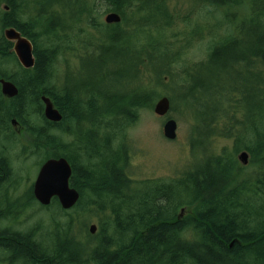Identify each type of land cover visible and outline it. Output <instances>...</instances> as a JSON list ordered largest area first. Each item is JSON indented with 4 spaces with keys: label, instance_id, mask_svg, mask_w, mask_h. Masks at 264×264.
Wrapping results in <instances>:
<instances>
[{
    "label": "trees",
    "instance_id": "16d2710c",
    "mask_svg": "<svg viewBox=\"0 0 264 264\" xmlns=\"http://www.w3.org/2000/svg\"><path fill=\"white\" fill-rule=\"evenodd\" d=\"M104 1L114 11L122 14L127 12V10L123 11L124 13L121 12L124 6H135V4L137 6L140 3V0H130V2L129 0ZM50 2L53 1L23 0L19 13H25V7L38 3L43 6V11L54 17L55 10L51 7ZM9 4L10 0H0V7L3 5L9 6ZM199 4L214 8V11H211V17L215 16L216 13L223 15V19L215 21L212 29H224L225 33L211 45L204 63L194 65L191 69L186 70L184 81L190 83L188 78L193 72H201L203 69L207 72L212 69L219 70V75L218 73L215 75V78L217 77L216 81L223 82L227 87L224 92L221 91L219 96L214 97L213 101L216 105V101L225 99L226 105L221 109L223 114L218 119L214 117L212 123L208 120V116L201 118V122L207 125L208 136L212 140L217 136V128H219L221 120H227L229 125L234 123L232 126L230 125V129H226L224 134H219L228 139L234 138L236 153L243 152V150L248 152L252 157V162L258 165L257 172L255 176L245 177L240 169L239 171L235 170L237 161L207 155L205 161L209 170L207 169L203 173L188 171L177 181L156 182L155 185H147L145 189L135 192V195L131 194L134 199H127L126 209L128 214L122 220L113 214V211L117 209V198L108 194L104 195L95 190L93 194L101 200L103 199L106 204L105 208L101 210L103 212L111 210L113 214V223H107L106 225H113L115 228L114 235L103 233L98 238V241L102 242V248H98V255L95 253L94 256L98 264H120V258L117 254L108 255L105 252L109 245H118L119 242L125 241L126 237L129 238L126 233L128 229L133 233L130 236V246L132 247L126 251L134 252L135 247L138 252L133 253L123 264H145L142 262L143 259L149 257L153 250L160 254L161 250L165 252L173 246H175L176 252L172 260L176 264L182 263L185 259L193 260V264H202L204 260L211 262V264H236L238 261H233L234 259H230V257L239 256L238 253H242L243 256L241 257L246 261H249L251 255H255L258 264H264V0H199ZM162 6L166 9V11L164 10L165 13L162 14H166L165 18H168V21L164 24L161 22V17L148 21L150 25L155 27V32L172 26L169 4H162ZM43 11L41 10L42 13H44ZM161 12L160 7H157L153 15H159ZM140 14V8L137 6L134 16L138 18ZM26 15L27 13L23 17H14L13 13L10 14L0 9V44L2 45L0 56L4 58V62L0 65V79L4 78L13 82L19 89L18 97L7 99L2 95L0 85V127L1 124L3 125L2 128L7 126L8 133L5 140L12 147L13 144L17 143L18 136L12 130L10 124L12 120H16L22 129L21 135L29 140L30 155L43 156L45 153V162L49 158H57L59 154L54 152L51 147L52 144H41V133L47 127L53 128L55 125L46 120L44 116L45 106L39 94L49 96L55 107H59L56 94L52 92L51 88L54 81L53 73L59 58H67V52L70 50L68 44L71 37L69 35L64 36L65 45L64 47L59 46L57 41L61 37H57V33H60V26L48 17L46 18L47 22L43 24L39 20ZM92 26L100 28L105 27V24L97 23ZM9 27L17 28L24 36L35 43L34 54L37 64L34 69L25 70L22 68L16 56L9 52L13 44L7 42L3 36V32ZM107 28L109 29L108 37L114 32L122 31L121 25ZM247 29H252L253 32L259 34V39H253L250 44L243 41L242 37ZM142 33H147L148 39L141 41L136 38L134 41V37L129 38L130 42L126 47L127 53L125 56L122 55L123 59H129L134 64L135 71L138 70L140 82L143 84L151 81L163 82V76L172 78L170 70L180 60L178 55L174 57L171 50H169L170 48L162 44L161 33H158V37H154V30ZM203 33V29L197 28L192 38L200 37ZM33 34L38 36L39 41L32 37ZM114 40L118 42L116 37H114ZM191 41V39L188 40L189 43ZM5 67H8L9 70ZM145 70H152V80L146 77ZM243 70L245 72L252 71L253 79L257 80L256 82L255 80H249L253 92H248L247 96L244 89L238 87V84L246 83L245 77L240 73ZM209 88L207 87V90ZM65 91L64 103L69 100L67 95L69 89ZM140 91L139 94H132L119 102L114 100L110 103L108 114L103 116V121L109 129L108 136L112 137L113 132L117 130L120 132L126 131L138 121L141 111L153 109L154 103L161 97L158 92H148L145 89H140ZM89 94L92 96L91 93ZM238 94L242 97L240 102H238ZM238 105H240L239 108H237ZM245 105L250 106L246 108ZM34 108H37V110L34 111ZM65 112L67 111L65 110ZM237 115H240V121L237 120ZM105 118H108V122ZM62 139L67 143L66 145L73 146L75 144L69 143L64 137ZM126 141V137L123 138V149H125ZM118 155H120L122 161L124 159L127 163L128 160L123 152H118ZM0 156L7 163L9 171L13 172L11 161L1 154ZM1 170L7 172L8 169L0 160ZM115 170L113 168L110 177L104 183L102 182L100 186L102 188L96 187L94 183L89 185L93 189L101 190L117 188L122 175L120 171ZM79 176L80 174L75 172L73 168L71 186L79 190L84 198L89 197L85 196L79 187V183L83 181L82 177ZM130 181V187L127 184L124 191L133 193L132 186L136 183ZM28 197L29 200L24 207L31 208L33 205L39 204L35 200L33 189L29 191ZM92 203V201H89L87 205L90 206L78 205L74 209L79 208L86 211L89 209L88 207H92ZM55 208L59 210L61 216L67 218L66 223H58V220L53 222L56 229L49 234V242L51 243V240H53L57 243L55 255H48L44 259V252L46 251L39 247V244L30 241L36 238V234L21 233L5 224V222H8V218H13L14 212L7 214L0 212L1 249L5 252L9 251L14 258L24 264H65L70 258L68 252L62 249V240L66 241L68 239L69 242L67 243L71 248H82L78 237H75V233L71 234L78 219L69 213L70 211H64L58 199H54L48 209H43L50 211ZM180 208L187 209L188 214L185 217L179 214L182 219L179 220L178 217H174L173 222H169V217L171 218L173 213L178 212ZM138 224L145 227L146 232L142 237L135 232ZM124 228H127V230H123ZM189 234H194L195 240L187 239ZM139 238L142 242L137 247L134 242ZM148 239H152L150 241L153 245L149 244ZM236 239L239 242H234V250L230 251L225 247L221 249L225 254L230 253L228 261L219 262L220 252L216 253L214 245L224 246V241L228 245ZM93 248L88 244L83 249L92 250ZM159 254L157 258H159ZM49 256H53L52 260ZM54 256H58L60 260L55 262Z\"/></svg>",
    "mask_w": 264,
    "mask_h": 264
},
{
    "label": "bare ground",
    "instance_id": "6f19581e",
    "mask_svg": "<svg viewBox=\"0 0 264 264\" xmlns=\"http://www.w3.org/2000/svg\"><path fill=\"white\" fill-rule=\"evenodd\" d=\"M46 1V0H45ZM47 1H53L50 2L51 7L55 10L54 17H52L47 12L43 11L41 5L38 3L33 4L31 7H25L24 12L27 13L29 17H32L35 20H39L43 24L47 22V17L49 19H52L56 25L60 26V33H57V37H61L58 39L57 44L59 46L64 47L65 40L63 39L64 36H72V34L77 39L78 42L80 40V37L82 35H86L88 38H94L96 35L102 34V41L99 43H88L84 48L88 51L87 55L82 54L83 56H80V52L76 50L74 47H72V44H68V47L70 50L67 52V55L70 56L72 59L76 60L78 59V67L76 70L70 71L68 67V64L70 60H58L56 63V67L54 69L53 78L54 81L52 82V92L56 94V97L58 99L59 105L63 107L64 110H66V124L62 128H56V127H47L45 131H43L40 135L41 138V144L43 145H51L52 149H54V152L56 154H59L57 158H49L50 159H65L67 160L71 167L74 168L75 172L80 174L79 177H82L83 181L79 183V187L82 190V192L85 194V196L89 197H83L79 190H77L80 193V199L78 201L79 205L83 206H90L87 205L89 201H92V207H88L89 209H97L101 212H103L106 204L95 196V190L98 192H101L102 194H108L109 196H115L118 201V205L116 206V211H113V214L115 216H118L120 220L125 218L127 216V209L126 205L128 204V200L134 199L131 195V192L124 191V188L128 184L129 187L131 185V179L129 177V174L127 172V163H125V160L120 158V155H118V152H123V144L122 139L116 134V131L113 132V136H108L109 129L106 123H104L103 116L105 114H108L110 110V103L112 101H121L126 96H130L132 94H139L141 91L140 89H145L148 92H158L161 95V97L156 101L155 105L158 103V101L162 98H169L171 101V111L169 115L174 111L176 113V110L172 108V100L174 97H178L183 102H186L188 99H195L196 95L202 96L203 94L206 95L207 102H212L214 100V97H210V94L208 93L207 87L205 83H195L191 84V79L194 75L197 73H192V75L188 78V82L183 85V88H180L176 82L175 79L172 80L171 83H164L163 82H156L151 81L147 82L145 84L140 82V74L137 73L138 70L135 71V66L133 63L130 62L129 59L125 60L123 59L125 54L127 53L126 47L128 46V43L130 42L129 38L131 39L134 37V41L137 38L135 35L140 34L144 31L152 30L154 29L153 25H150V22H140L138 18L134 16V12L136 13V7L140 8L141 14H145L149 11H156L157 7H160V10H162L161 13H159V16L161 17L163 23H167L168 18L166 17V14L164 10L166 11L165 7L162 6V4H169V0H140V3L136 6H124L121 9V12L124 14L114 11L112 8L109 7L108 3L104 0H69V3L71 4V10H72V17L68 20L63 19L62 17V9L64 8V5L62 0H47ZM130 2V0H129ZM23 4V0H10L9 6H5V11L8 13H13L14 17L18 16H25V13H19V9H21V6ZM95 4V5H94ZM96 4H104L108 8L105 12V23L100 20L99 13L97 11ZM130 5V4H129ZM126 7V8H125ZM130 9V10H128ZM41 10L44 12L42 13ZM170 13V10H169ZM149 14V13H148ZM171 14V13H170ZM26 15V16H27ZM110 15H118L121 17V22L117 24H108L106 22L107 17ZM150 15V14H149ZM95 18L93 20V18ZM105 24V27L95 28L92 25L93 24ZM117 25H121L122 31L120 32H114L109 37V29L107 27H114ZM127 27L125 28V26ZM84 27H87L85 30ZM15 29L18 32L21 33L20 30H18L15 27H9L7 29ZM92 31V32H91ZM3 36L5 40L9 43H12L7 40L5 36V31L3 32ZM112 36V37H111ZM26 37V36H25ZM32 37H35L39 41L38 36L36 34H33ZM114 37L118 39V42L114 40ZM259 34L252 31V29H247L244 32V35L242 37V40L246 43H252L253 39L258 40ZM29 39L28 37H26ZM113 38V39H112ZM148 39V37H147ZM147 39H144L143 41H146ZM30 40V39H29ZM34 47V53H35V43L30 40ZM12 48L9 49L10 53L14 52V43H12ZM2 45L0 44V48ZM35 55V54H34ZM87 56V57H86ZM84 57V58H83ZM86 57V58H85ZM61 58V57H60ZM59 58V59H60ZM36 59V58H35ZM88 59L91 65L94 67L95 65H99L101 68L104 69V72L102 74L96 73L94 70L87 71L86 75L83 71L82 60ZM131 59V57H130ZM114 61H118L119 67L115 70L108 68V65L111 64V62L114 63ZM4 62V58L0 56V65ZM65 65V70L60 69V64ZM37 64V60H36ZM62 64V65H63ZM61 65V66H62ZM36 67V66H35ZM91 72V73H90ZM99 76V77H98ZM98 77V78H96ZM85 79V83L82 85L78 84V79ZM88 78L94 79L93 81H89ZM4 79V78H1ZM0 79V80H1ZM255 80V79H253ZM257 80H255L256 82ZM117 83V84H116ZM128 83L130 84L128 86ZM257 85V84H256ZM45 88V87H44ZM140 88V89H139ZM67 95L69 96V100H66V103H64L63 98L65 97V90H68ZM251 93L253 92V89L246 88L245 90ZM92 94V96L89 93ZM41 101L43 102V97L52 99L43 94H39ZM111 97V98H110ZM242 99L241 95L238 94V102ZM66 104V105H65ZM67 105H72L67 106ZM205 105V113L202 114L201 118L204 116H208V120L212 123L214 117L216 119L220 118L223 114L222 108H219L221 105H226L225 99L216 101V105L214 102H212L210 105L208 103H204ZM218 105V106H217ZM45 106V105H44ZM250 105H245L244 107L248 108ZM240 105H238L237 108H239ZM45 109V108H44ZM37 108H34V111H36ZM154 110V108H153ZM155 114V113H154ZM156 115V114H155ZM169 115L167 117H159L166 119V122L171 119L169 118ZM165 122V123H166ZM11 128L13 131L16 132L14 126H13V120L11 121ZM3 125L1 124L0 127V149L2 148L3 144H8L5 140L7 137V126L2 128ZM60 132V133H59ZM58 134H63L65 140H69V143H75L73 146L66 145L67 143L61 138V136H58ZM102 133L104 136H102ZM65 142V143H64ZM51 149L50 147H48ZM207 152V151H206ZM1 163H3L6 168L8 169V174L3 176V173H6L4 171H0V212L2 214L11 213L13 210L11 206L5 201L7 187H9L14 179V175L11 171H9L7 163L2 159L0 156ZM47 160V161H48ZM239 161V160H238ZM46 162V161H45ZM240 162V161H239ZM244 166V165H243ZM72 168V170H73ZM115 168L116 170L121 172L120 180L118 182L117 188H110V189H93L89 184L94 183L96 187H100L102 182L104 183L108 177H110V174L112 172V169ZM115 170V171H116ZM12 173V174H11ZM73 176V174H72ZM85 184H84V183ZM88 184V185H87ZM75 189V188H74ZM107 190V191H106ZM129 190V189H128ZM34 195V194H33ZM92 199H91V198ZM128 199V200H127ZM52 205V203H51ZM50 205V206H51ZM50 206L43 207V208H49ZM45 209V210H47ZM111 211V210H110ZM176 212V210H174ZM112 213V211H111ZM178 212L173 213L172 217L168 219L169 222H173L172 219L175 217L180 220L182 217V209L181 214L179 215ZM123 230H127V228H124ZM13 232V231H10ZM138 236H144L145 234V227L138 224L137 229L135 231ZM127 235L125 241L119 242V244H112L111 246H108V249L105 253L109 254H117L120 264H123L125 260L128 259V257L132 256L133 253L138 252L137 248L134 247V252L126 251L130 247V236L133 235L131 230L126 231ZM152 240V239H150ZM148 239L149 244L153 245L152 241ZM32 243L35 242V244H39V247L43 248L46 252H44V259L48 257V255H55V247L57 243L53 240L50 244H46V241H43L42 238H35L30 240ZM155 241V240H153ZM69 240L62 242V249L69 254L70 260H67L65 264H98L95 259V253L97 254V249L101 247L100 241L96 243V246L94 247L95 250L93 251L90 249H74L71 248L68 243ZM142 241L140 238L135 241L134 243L138 245ZM234 242H239L238 239L232 241L230 244L226 245L227 242L224 241V246L221 245H214L216 249V253L221 256L220 261L227 260L229 258L230 253H223L221 249L223 247L227 248L228 250H234ZM222 244V243H221ZM178 246V245H177ZM102 248V247H101ZM175 246L171 247L170 250H166L165 252L162 250L160 251L159 258L157 252L153 250V253L143 259V263L145 264H176L173 262V255L175 254ZM180 255V252L178 253ZM239 256L235 255L233 258L230 257V259H234L233 261H238L236 264H258V259H256L255 255H251L249 261L243 260V254L238 253ZM53 256H49L52 260ZM54 256V261L57 262L60 260V258L57 256ZM209 259V257L207 256ZM0 260L2 262H6L8 264H18V259L14 258L10 252H5L0 247ZM53 261V262H54ZM16 262V263H15ZM193 260H187L183 261L179 264H193ZM202 264H211V262L204 260ZM228 264V263H224Z\"/></svg>",
    "mask_w": 264,
    "mask_h": 264
},
{
    "label": "rangeland",
    "instance_id": "374dc122",
    "mask_svg": "<svg viewBox=\"0 0 264 264\" xmlns=\"http://www.w3.org/2000/svg\"><path fill=\"white\" fill-rule=\"evenodd\" d=\"M169 1V10L172 15V26L159 32H155V27L152 30H154V37H158V33H161L162 44L170 48L169 50H171L174 57L178 55V59H180L170 70L172 78L163 76L164 83H171L172 80L175 79L178 86L184 90L183 85L185 84L186 70L191 69L194 65L204 63L207 59L211 45L225 33L224 29H212L215 21L223 19V15L216 13L214 14L215 16L211 17V11H214V8L199 4V0ZM62 2L65 4L64 8H60L63 11L62 17L63 19L68 20L72 17V6L69 3V0H62ZM96 7L100 20L104 22L105 12L108 7L104 4H96ZM0 9L1 11H4L5 6H1ZM153 12L154 11H149L145 14H140L138 20L140 22H145L153 21L155 18L159 19V17H155L159 15H153ZM126 27L127 25L125 28ZM197 28L203 29L204 33L200 37L192 38V35ZM84 29L86 30L87 27H84ZM145 32H147V30ZM146 34L147 33H140L139 35H136V37L142 41L147 39L148 36ZM101 36L102 34H99L90 39L84 34L77 42V39L72 34V36H70V44H72V47L75 49H78L80 56H83L82 54L87 55L88 51L85 50L84 47L88 43H99L102 41ZM189 39L192 40L190 43L188 42ZM59 60H70L68 64L70 71L76 70L78 67L79 60H74L68 55L67 58L61 57ZM81 62V67L83 68L85 75L88 70H94L99 75L104 72V69H100L101 67L99 65L93 67L88 59L82 60ZM119 63L120 62L118 61H114V63L111 62V64L108 65V68L115 70L120 66ZM62 64H60L59 67L60 69L62 68V70H65V65ZM5 69H8V67H5ZM144 72L146 73V77L151 80L153 79L152 70H145ZM218 72V69H212L210 72H207L204 69L201 72L198 71L191 79V84L205 83L206 87H210L208 90L210 97L219 96L221 91L224 92L227 85L223 82L216 81L217 77L215 78V75ZM240 73L245 77L246 83H240L238 84V87L244 90L250 88L251 85L249 80H253L252 71L245 72L243 70ZM88 80L93 81L94 79L88 78ZM78 81L79 85L87 82L86 78H80ZM159 95L162 94L159 93ZM245 95H248L247 91ZM205 97L207 96L204 94L202 96L196 95L195 99L190 98L186 102H183L178 97H174L172 100V106L176 110V113L173 111L169 115V118L175 120L178 124L177 139L175 141H169L165 138L164 125L166 119L157 117L154 114L153 109H145L141 111L139 113L138 121L126 131H116V134L122 140L125 137L127 140L125 143L126 145L124 146L125 149H123V154L128 160L127 172L129 177L136 183L132 186L133 193L131 194L135 195V192L145 189L147 185H155L156 182L177 181L188 171L203 173L207 171V169L209 170L208 164L205 161L207 155L221 157L224 160H235L237 161L235 168L236 171H239L240 169L245 177L249 175L255 176L258 165L252 162V157L250 156L249 164L243 166L238 161V156L242 152L240 151L236 153L235 139H228L219 134H224L226 129H230L234 123H231L230 126L227 120H221V123L218 126L219 128H217V136L213 138V140L209 138L206 128L207 125H204V123L201 122V116L205 113L204 103H208L206 100L207 98ZM212 102H209L208 104L210 105ZM219 107L223 108L224 105ZM236 118L239 121L241 120L240 115H237ZM105 120L108 122V118H105ZM17 136V143L13 144L12 147L8 145L11 149L9 158L14 170V179L12 184L7 187L5 197V201L13 209L12 212H14V216L13 218H8V222H5V224L21 233L36 234V238H42V240L46 241V244L48 245L50 244L49 234L53 233L56 229L55 223L53 222L58 220V223H66L67 218L61 216L59 210L56 208L47 211L39 204H35L31 208L24 207L29 200V191L33 189L35 180L44 163V157L46 155L45 153L43 156L30 155L29 150L31 147L29 146L28 138L18 134ZM67 141L69 142L68 139ZM181 208L178 211L179 214H181ZM69 213L79 220V222H77L78 220L76 221L75 228L71 234L75 233V237H78L82 249L86 248L88 244L92 247L96 245L98 238L103 233H109L111 235L115 234L114 226L106 225L107 223H113V214L110 210L101 212L97 209H88L84 211L78 208ZM187 214L188 210L186 209L183 213V217ZM93 225L97 226V231L94 235L90 234V228ZM195 238L194 234H189L187 236V239H190L191 241L195 240ZM62 242H64V240H62ZM0 264L8 263L0 260ZM18 264L24 263L19 262Z\"/></svg>",
    "mask_w": 264,
    "mask_h": 264
},
{
    "label": "water",
    "instance_id": "95a60500",
    "mask_svg": "<svg viewBox=\"0 0 264 264\" xmlns=\"http://www.w3.org/2000/svg\"><path fill=\"white\" fill-rule=\"evenodd\" d=\"M108 24H117L121 22L118 15H110L107 17ZM5 36L8 41L14 43V52L21 66L26 70L34 69L36 59L34 55V47L29 39L24 37L20 32L11 28L5 30ZM1 93L7 99H14L19 95L18 87L11 81L6 79L0 80ZM45 105L44 116L51 123H59L62 115L55 107L54 103L43 97ZM171 111V101L165 97L158 101L154 107V113L159 117H167ZM13 126L17 132H21L19 123L13 120ZM178 124L175 120L169 119L164 125V136L170 141L177 139ZM250 155L244 151L238 156V160L244 166L249 164ZM73 170L70 163L65 159H50L41 167L36 178L33 193L36 200L42 206H50L54 199H58L63 210L69 211L73 209L79 199L80 193L71 187V178ZM182 210V215L184 213ZM97 226L90 228V234L94 235Z\"/></svg>",
    "mask_w": 264,
    "mask_h": 264
},
{
    "label": "flooded vegetation",
    "instance_id": "af4514ba",
    "mask_svg": "<svg viewBox=\"0 0 264 264\" xmlns=\"http://www.w3.org/2000/svg\"><path fill=\"white\" fill-rule=\"evenodd\" d=\"M57 109H58V111L60 112V114L62 115V120L59 122V123H54V125H55V127L56 128H62L65 124H66V121H67V117H66V112H65V110L63 109V107L61 106V105H59V107H57ZM19 133V132H18ZM22 133V131L19 133V135ZM60 133V132H59ZM57 135L58 136H61V138H63L64 137V135L63 134H58L57 133ZM102 136H104L103 135V133H102ZM10 147L8 146V144L6 145V144H3V146H2V148L0 149V154L1 155H3L5 158H7V159H9L10 160V158H9V153H10ZM11 161V160H10ZM13 175H14V170H13ZM11 173V174H12ZM8 174V172H6V173H3V176H5V175H7ZM78 205H79V203H78ZM77 205V206H78Z\"/></svg>",
    "mask_w": 264,
    "mask_h": 264
}]
</instances>
